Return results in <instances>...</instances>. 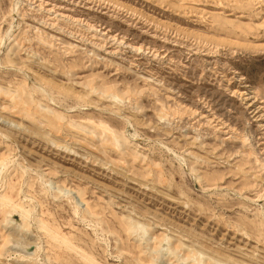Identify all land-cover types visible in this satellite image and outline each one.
Instances as JSON below:
<instances>
[{"label": "rangeland", "instance_id": "374dc122", "mask_svg": "<svg viewBox=\"0 0 264 264\" xmlns=\"http://www.w3.org/2000/svg\"><path fill=\"white\" fill-rule=\"evenodd\" d=\"M0 264H264V0H0Z\"/></svg>", "mask_w": 264, "mask_h": 264}, {"label": "bare ground", "instance_id": "6f19581e", "mask_svg": "<svg viewBox=\"0 0 264 264\" xmlns=\"http://www.w3.org/2000/svg\"><path fill=\"white\" fill-rule=\"evenodd\" d=\"M114 98L117 99L116 96Z\"/></svg>", "mask_w": 264, "mask_h": 264}]
</instances>
